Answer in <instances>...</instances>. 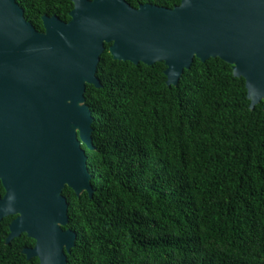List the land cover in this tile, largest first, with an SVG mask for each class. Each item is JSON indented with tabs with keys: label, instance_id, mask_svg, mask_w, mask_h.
Wrapping results in <instances>:
<instances>
[{
	"label": "trees",
	"instance_id": "obj_1",
	"mask_svg": "<svg viewBox=\"0 0 264 264\" xmlns=\"http://www.w3.org/2000/svg\"><path fill=\"white\" fill-rule=\"evenodd\" d=\"M42 32V17L69 21L70 0H15ZM172 9L180 0H125ZM107 44L85 86L92 146L81 148L92 196L64 188L76 242L66 264H264V111L249 108L244 80L218 58L194 59L176 86L163 63L114 61ZM4 191L0 186V197ZM0 264H38L21 253L25 234Z\"/></svg>",
	"mask_w": 264,
	"mask_h": 264
},
{
	"label": "water",
	"instance_id": "obj_2",
	"mask_svg": "<svg viewBox=\"0 0 264 264\" xmlns=\"http://www.w3.org/2000/svg\"><path fill=\"white\" fill-rule=\"evenodd\" d=\"M69 21L43 16L39 32L15 0H0V222L5 243L25 234L21 253L38 264H66L76 234L68 223L69 188L92 196L81 145L93 150L86 85L104 45L114 61L163 63L176 86L194 59L218 58L244 80L249 108L264 111V0H180L172 9L125 0H70Z\"/></svg>",
	"mask_w": 264,
	"mask_h": 264
}]
</instances>
